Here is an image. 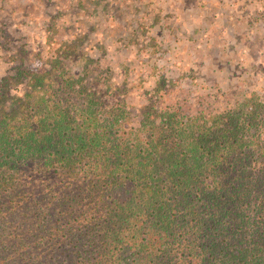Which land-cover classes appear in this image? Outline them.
<instances>
[{"label": "trees", "instance_id": "obj_1", "mask_svg": "<svg viewBox=\"0 0 264 264\" xmlns=\"http://www.w3.org/2000/svg\"><path fill=\"white\" fill-rule=\"evenodd\" d=\"M77 50L0 74V264H264L263 122L139 116Z\"/></svg>", "mask_w": 264, "mask_h": 264}, {"label": "rangeland", "instance_id": "obj_2", "mask_svg": "<svg viewBox=\"0 0 264 264\" xmlns=\"http://www.w3.org/2000/svg\"><path fill=\"white\" fill-rule=\"evenodd\" d=\"M76 45L110 64L92 75L97 89L124 87L139 116L179 102L264 125V0H0V74L45 72Z\"/></svg>", "mask_w": 264, "mask_h": 264}]
</instances>
